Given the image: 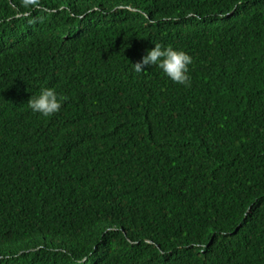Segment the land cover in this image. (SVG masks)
<instances>
[{
  "label": "trees",
  "instance_id": "obj_1",
  "mask_svg": "<svg viewBox=\"0 0 264 264\" xmlns=\"http://www.w3.org/2000/svg\"><path fill=\"white\" fill-rule=\"evenodd\" d=\"M0 264H264V0H0Z\"/></svg>",
  "mask_w": 264,
  "mask_h": 264
},
{
  "label": "clouds",
  "instance_id": "obj_2",
  "mask_svg": "<svg viewBox=\"0 0 264 264\" xmlns=\"http://www.w3.org/2000/svg\"><path fill=\"white\" fill-rule=\"evenodd\" d=\"M186 15L192 17L195 13L189 10ZM191 63L192 57L184 50L154 43V47L147 50L140 61L131 64L137 73L143 71L144 66H154L173 83L189 86ZM64 99L65 97L58 94L54 87H42L31 95L26 104L33 113L41 117H49L61 108Z\"/></svg>",
  "mask_w": 264,
  "mask_h": 264
},
{
  "label": "rangeland",
  "instance_id": "obj_3",
  "mask_svg": "<svg viewBox=\"0 0 264 264\" xmlns=\"http://www.w3.org/2000/svg\"><path fill=\"white\" fill-rule=\"evenodd\" d=\"M19 245H20V243L7 244V247L12 248V247H17Z\"/></svg>",
  "mask_w": 264,
  "mask_h": 264
}]
</instances>
